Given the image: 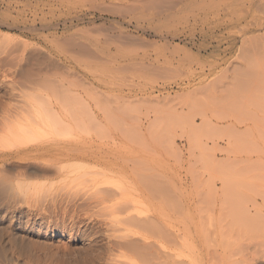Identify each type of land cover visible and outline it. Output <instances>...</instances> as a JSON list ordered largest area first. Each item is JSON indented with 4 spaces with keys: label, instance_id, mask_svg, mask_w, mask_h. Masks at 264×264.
Returning <instances> with one entry per match:
<instances>
[{
    "label": "bare ground",
    "instance_id": "6f19581e",
    "mask_svg": "<svg viewBox=\"0 0 264 264\" xmlns=\"http://www.w3.org/2000/svg\"><path fill=\"white\" fill-rule=\"evenodd\" d=\"M87 2L97 5L87 7ZM93 7L100 15L95 13L89 20H113L111 28L131 31L133 23L138 24L141 21L148 22L149 26H134L131 31L133 38H130L136 44L132 45L114 43V46L101 48L98 43L89 41L65 43L57 28L48 39L62 46L64 42L70 52L87 57L91 63L120 69L128 75H135L142 68H146L142 76L146 77L148 82L158 77L165 84L161 95L166 98L196 96L197 94L188 90L193 85L192 81H205L209 104L207 125L208 131L211 132L206 143L211 166L207 167L209 171L206 169V172L211 169L213 176L217 175V172L218 175L221 173V176L215 181L211 177V182L207 179L203 182L200 178V181H194L190 185L181 183L182 189L189 188L191 192L179 194L181 197L179 200L177 198L178 202L174 199L172 205L161 197L169 205L162 204L164 208L157 225L154 221H148L152 223L154 235L158 239L157 246L155 245L157 255L153 259L155 261L150 264H219L217 260L220 264H264V0H0V23L13 28L19 20H86L85 15L78 11L85 8L93 10ZM201 13L205 15V32L204 43L199 46V52H204L205 57L194 54L192 48L183 42L176 43L175 35H168V31L176 24L187 23ZM31 30H34L33 27ZM149 30L155 33L151 38L143 37L140 33H147ZM113 47L119 56L114 57L111 54ZM135 47H144L148 57L156 54L155 62L150 63L153 66L151 69L143 65L144 61L148 62L146 59L135 61L132 68L123 60L120 61V56L130 55L129 49ZM38 58L46 67L53 64L47 60L51 58L50 53H46L44 57L39 55ZM178 58L190 64L189 70L182 72L181 82L168 74V69ZM161 61L164 66H161ZM192 66L195 69H192ZM39 81L35 75L31 77L32 83L28 86L30 92H25L24 89V92H21L13 84H8L12 86V91H20L21 94L18 95H22L19 97L25 100L21 103L24 107L17 106L21 108H17L21 113L15 109L17 112L14 114L20 115L9 117V114L7 117V120L16 117L15 121L9 123L8 120V123L3 124V118L0 123L3 130V135L0 136L1 144L8 150L2 153L0 160L4 162L1 166L3 172H8L7 167L12 163L5 161L11 159H19L20 163L27 164L22 163L26 165V172L20 174L25 170H19L16 176L18 179H9L4 176L6 173L1 177L0 174V210L5 209L15 216L12 228H16L26 214H35L33 208L36 206L30 207V197L40 196L45 192L48 196V189L51 191L54 188L51 184L48 188L46 182L28 181L32 178L57 176L63 181L80 180L81 183H76L84 182L86 185L91 183V179L93 186L100 188V193L111 192L120 196L118 201L119 198L116 197L117 202L114 205L123 207L126 201L130 202L132 207L122 208L124 212L144 205L139 196L133 201L132 195L137 186L135 188L127 177L130 176L129 163H134L129 156L132 153L137 155L138 152L131 150L135 148L129 147L127 135L123 133L125 120L110 115L112 110L104 105L105 93L95 86L66 84L62 81L46 84ZM174 88L178 90L173 95L171 90ZM155 94L154 91L151 92V95ZM118 128L120 134H115ZM175 147L181 150L179 145ZM135 158L137 157L134 156ZM137 161L142 164V159ZM132 165H136L135 168L141 167L137 163ZM24 166L19 165V168ZM142 166L144 167V164ZM135 168L132 170L137 174L133 172V177L145 173V169H140V172L139 168L134 170ZM18 173L26 178L21 179ZM144 176L142 173V178ZM84 178L89 179H85V182ZM144 179L147 184L146 178L142 180ZM145 182L143 181V184ZM144 190L146 191V188ZM68 193H71L70 190ZM151 194L154 196L156 193L152 191L149 195L152 196ZM154 197V201L160 199V195ZM43 198L45 197L43 196L42 200ZM162 199L159 200L160 204ZM196 199L202 202L205 210H192L190 202ZM55 201L53 199V202ZM71 203L74 205V202ZM166 206L168 209L169 206L173 207L174 214L170 213ZM137 212L135 211V218L141 210L137 209ZM132 213L134 215V212ZM131 218H126V221ZM141 224L143 223L140 222L139 225ZM143 227L148 228L146 225ZM141 236L146 239L144 241L149 239L148 235ZM148 242L150 241L146 244ZM124 244L123 247H129L132 251L135 248L128 241L127 245ZM146 244L145 248L148 247ZM152 244L153 242L148 243L149 246ZM125 247L120 246L121 250ZM129 248L128 252L131 251ZM235 256L237 260H234Z\"/></svg>",
    "mask_w": 264,
    "mask_h": 264
},
{
    "label": "rangeland",
    "instance_id": "374dc122",
    "mask_svg": "<svg viewBox=\"0 0 264 264\" xmlns=\"http://www.w3.org/2000/svg\"><path fill=\"white\" fill-rule=\"evenodd\" d=\"M90 3L91 2H87L88 6H86L92 7L97 5ZM85 9H81L78 12H82L86 20H19L13 28L0 23V123H2L3 118V124L8 123V120H10L9 123L16 120V117H13V119L9 118L8 120L7 117L9 114V117L12 115L15 116L16 113L14 114V112L18 111L17 108L21 109L20 107L24 105L21 103H24L25 100L23 101L22 98L19 97H22V95H18L21 94L18 90L20 89L21 92H24V89L26 90L25 92H30L28 86L32 83L31 77L34 75L40 80L39 83L56 84L62 81L66 84H79L86 87L95 86L97 89H101L105 93L103 97V100H105L103 102L104 105L112 110L110 115L125 120L126 124L124 125L123 133L127 135L126 140L129 147L136 149L131 150L138 152V156L135 152V155L133 153V155L130 154L129 159L131 161L133 159L134 161V163H131L141 165L140 168L139 166L137 167L139 168L138 171H140V169H142L141 171L145 169V173H142L143 175L145 174L143 178H146L147 184L145 179L142 180V173H140L141 176L138 175L139 177L137 175L133 177L136 171L134 172L132 169L135 168L136 165L133 167L131 163H129V168L131 167L130 169L132 171L129 169L128 175L130 176H127L129 181L133 182L132 185L135 188L137 186L134 195H132L133 201L139 196V200L144 205L133 207L134 209H127L129 212H124V209L131 206L130 202H124L127 205L124 204L126 207L124 205L123 207L121 205H114L120 200V196H115L111 192H109V194L100 193V188L98 189L93 186L94 183H92L91 179L89 181H91L92 184L87 183L88 185H86V183L84 184V182L82 184H77L78 182L81 183L80 180H78V182L77 180L73 181L74 183L71 181H63L61 177L57 176H54V178L53 176H48L49 178L39 177L36 179H28V181L31 182H46L48 188H50V184L54 185V188L53 190L51 189V191L48 189V196L45 192L40 196L30 197L29 200L32 203H30V207L36 206V210L33 208V211L36 212L33 215L26 214L27 216L24 217L14 229L12 228V221L15 220V216L5 209L0 210V264L153 263L155 261H153V259H155L157 255L156 243L158 242L156 241L157 238L154 235L152 223L150 222L154 221L156 225L158 224L157 220L160 218L164 208L162 204L170 201L169 204L172 205L174 199L177 200L178 198L179 200L182 194L191 192L189 188L182 189L180 187L181 183L190 185L200 178L203 182H205L206 179L211 182V177H213L215 181L219 175L221 176V173L218 175L219 172L216 173L217 175L213 176L214 172H212L211 169L210 172L212 176L211 174L209 175L210 172H208L209 169L207 168L210 162L208 158L209 153L207 154L208 151L206 150V143L208 142L211 132L208 131L207 125L209 104L206 98L205 81L200 80L195 83L192 81L193 85L188 90L197 94L196 96L191 95L186 98H176L172 96V98H166L161 95L165 84L159 80L158 77L150 79L148 82L146 80L147 78L142 76L146 68H139L141 71H138L137 74L128 75L120 69L115 70L107 65L101 67L98 63H91V60L87 57H80V55L70 52L66 48L64 42L74 44L89 41L98 43L101 48L114 46V43L136 44L132 39L133 33L131 32L134 26H149L148 22L141 21L138 24L133 23L131 31H122L110 27L113 20H89L94 17L95 13H98V10L95 8L93 10L92 8L88 10ZM99 15L98 13V16ZM32 27L34 30H31ZM23 28L25 30H23ZM43 28L45 30H43ZM56 28L59 36L63 38V46L48 39L50 35L55 32ZM26 29L28 31H26ZM30 30L32 32H30ZM204 32L205 15L201 13L198 14L196 18H191L187 23L176 24L168 31V35H175L174 39L176 43L183 42V44H187L189 48H192L194 54L205 57L204 52H199V46L204 43ZM140 33L143 37L145 36L148 38H151L155 34L153 30H149L147 33ZM42 36L47 39H44ZM178 37H180V39ZM128 52L130 55H124V58L120 56V61L123 60L124 63H127L131 68L135 61L138 62L146 59L148 62L144 61L145 64L143 63V65L151 69L153 66H151L150 63H154L157 57L156 54H152L148 57L144 47H135L134 49H129ZM46 53L51 54V58H47V60L53 63L48 67L42 65L38 58L39 55L44 57ZM111 54L114 55V57L119 56L116 54V49L114 47L111 50ZM161 62V66H164L163 61ZM155 65L156 63L154 66ZM189 67L190 64L187 61L178 58L171 68L168 69V74H171L170 77L173 79L181 82L180 76L182 72L189 70ZM192 69H195V67ZM42 75L43 77L41 78ZM163 77L165 78L164 75ZM4 84L7 86L5 85V87ZM8 84H13L18 90L12 91V86L10 85V87ZM176 90L178 89L174 88L171 90L173 95ZM152 91L156 94L151 95ZM20 111L21 110L18 112L21 113ZM22 112H24V110ZM18 114L16 115L18 116ZM115 134H120L119 128L116 130ZM2 135V124H0V136ZM175 145H179L181 150H178ZM7 151L8 150H5L4 146H2L0 140V160L3 157L2 153ZM134 156L139 160L142 159V164L138 163V159H134ZM135 160L137 162H135ZM20 161L19 159L5 161L12 163V165L7 167L8 172H3L1 166H3L4 162H0L1 177L3 173H6L4 176L6 175L9 179H18L16 178V176H18L17 172L25 170L24 172H20V174L25 173L27 165L22 162L26 164L24 166ZM143 164L144 167L142 166ZM19 165L21 167L24 166L25 169H23L24 167L22 169L19 168ZM38 168H40V166ZM206 169H208V174ZM7 173H10L8 175L12 177L8 176ZM12 173L14 174L12 175ZM20 174L19 176L22 177ZM135 174H137V172ZM24 178L26 177L24 176L21 179ZM85 179L87 178H84L83 181H85ZM143 181L145 182L144 184ZM69 182L73 184L70 185L68 184ZM65 183L66 185H64ZM76 184L77 186H75ZM143 185L146 191L144 190L145 188L142 187ZM147 189H149L148 192ZM150 189L156 193L154 196L160 195V199L156 200L158 202L154 201L155 199H153L154 196L152 194L153 197L149 195L152 193ZM69 190L71 193H68ZM94 191H96V193ZM76 192L77 194H74ZM52 194L54 195L53 198ZM112 194L115 197H113ZM72 195L75 197H72ZM107 195L111 197L109 198ZM41 196L45 198L42 200ZM70 196L72 198H70ZM116 197L119 198L117 201ZM147 197L149 199H147ZM161 197L168 201L164 202ZM53 199L55 202H53ZM161 199L163 202L161 201L162 203L160 204L159 200ZM178 200L176 202H178ZM63 201L68 204H64L65 202L63 203ZM71 201L74 202V205H72ZM62 204H64V206H62ZM49 205L51 206L49 207ZM76 205H81V207L79 206L77 208ZM190 205H192V210L194 211H200L201 208H204L202 202L198 199L192 200ZM27 207L29 208V206ZM65 207L68 208L66 209ZM175 207L174 209H176ZM47 208L49 212L45 210ZM122 208H124L123 211ZM166 208L168 209L167 206ZM38 209L39 211H37ZM68 209L70 212H67ZM137 209H140L141 212L143 211V215L141 212L138 214L142 217L137 215L139 212H137ZM26 211H28V209ZM135 211L137 212L136 215L138 220H135L137 219L135 218ZM168 211L173 213L175 210H173V207L171 208L169 206ZM132 212H134V215ZM128 217L132 218L127 222L126 218ZM140 219H142V221H140ZM137 221L139 224L140 222L143 224L139 225ZM145 225L148 226V228L143 227ZM144 228L147 229V231ZM146 232H148V234ZM142 234L144 236L148 235L147 237H149L148 240L150 241L148 243L153 242L152 246H149L148 243L146 244L148 240L144 241L146 239L142 238ZM127 241L132 247H135V250L137 248L138 250L135 251L133 249L132 251V249L128 247L132 251L128 252V248L125 246L127 251L125 249L121 250L120 246L124 248L122 244H126ZM143 242H145L146 247L148 246V249L145 248ZM24 249L26 251H24ZM19 250L23 252L20 253ZM25 252L28 253V255ZM31 256L33 258L35 257L36 260L35 258L30 259ZM236 256L238 259L240 258L238 254ZM236 256L233 257L234 260H237L235 259L237 258ZM140 259L141 261H139ZM227 261L230 262L229 260ZM217 263L220 264V261L217 260Z\"/></svg>",
    "mask_w": 264,
    "mask_h": 264
}]
</instances>
